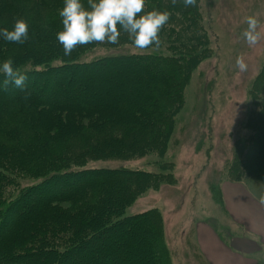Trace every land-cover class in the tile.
<instances>
[{"label": "trees", "instance_id": "1", "mask_svg": "<svg viewBox=\"0 0 264 264\" xmlns=\"http://www.w3.org/2000/svg\"><path fill=\"white\" fill-rule=\"evenodd\" d=\"M83 2L87 7V0ZM182 4L183 0H145V8L138 15L152 9L170 13L159 33V47L82 62L83 56L98 48L132 46L127 33H121L118 44L78 45L65 56L56 39L63 28L59 10L64 0H0V27L12 30L17 20L28 22V39L23 43L0 39V62L11 58L16 68L29 66L31 69L23 71L27 80L35 76L50 81L55 76L49 72L63 67L73 78L86 70L101 72L121 66L117 68L121 72H102L91 78V85L80 86L91 92L97 81L113 79L119 95L113 93L112 100L100 96L103 102L83 104L72 99L59 106L21 92L0 97V264H60L70 258L103 264L97 258L109 261L113 254H104L98 241L109 240L127 225L132 232L119 236L114 243L142 259V264H173L163 240L159 210L127 214L145 191L176 183L173 163L164 161L161 172L83 168L90 162L128 161L150 153L164 157L190 75L211 51L210 39L198 24V10ZM178 24L182 26L179 29ZM56 60L61 63L53 65ZM142 85V96H137L135 92ZM116 96L120 99L114 102ZM249 96L252 102L247 133L241 135V143L237 140L233 166L228 171L231 178L227 180L235 182L243 176L264 180V63L249 88ZM42 115L51 119L46 122ZM22 180H39L40 185L26 186ZM57 183L69 191L64 196L48 195L34 214L15 223L26 197ZM210 189L217 202L224 205L220 186L212 184ZM11 222L14 226L8 228ZM143 229L147 230L144 235ZM95 250L91 260H81ZM131 264L136 263L131 260Z\"/></svg>", "mask_w": 264, "mask_h": 264}, {"label": "rangeland", "instance_id": "2", "mask_svg": "<svg viewBox=\"0 0 264 264\" xmlns=\"http://www.w3.org/2000/svg\"><path fill=\"white\" fill-rule=\"evenodd\" d=\"M182 5L184 6V4ZM174 6L181 9L178 4H174ZM193 7L200 14L198 24L201 26L200 30L210 39L208 43L211 51L205 59L195 66L190 75L189 83L184 90V104L175 116V128L164 157L159 158L157 157L158 154L150 153L128 161L90 162L83 168H127L161 172V166L165 164L164 161L173 163L172 169L176 183L173 185L160 184L157 190L145 191L134 205L128 208L127 212L128 215H133L141 210L154 208L159 210L162 214L164 228L163 240L165 239L169 250V260L173 264H210L196 234L195 228L201 223L212 227L222 244L227 243L232 248L234 247L233 242L237 238L252 240L254 236L250 227L232 222L226 204L221 205L217 202V199L212 195L210 186L214 184L223 187L221 182L231 178L228 171L229 167L231 169L233 166L234 147L237 140L242 142L241 135L247 133V115L252 102L249 96V88L260 73L264 63V0H196L194 6H188V8ZM253 14L260 21L261 39L256 45L249 46L242 38L241 33L247 27L245 17ZM181 27L179 24L176 26L178 29ZM194 27L196 26L194 25ZM145 52L146 49H138L133 46L111 50L98 48L83 56L81 61L90 62L103 56ZM238 56H243L247 64L246 71L241 72L236 67ZM60 63L59 60H56L53 65ZM17 67L22 73L24 70L31 69L29 66ZM117 68H121V66H112V68H107L101 72L86 70L79 72L73 78H71V72L62 71L52 75L55 77L50 81L44 77L36 78L33 76L30 80L25 81L23 90L12 84L4 86L3 77L0 80V97L7 92L12 94L21 92L24 96L50 100L51 103L59 106H65L72 99L83 104H90L95 100L103 102L100 96L112 100V96L118 94L113 79L108 82L104 80L103 83L97 81L91 92L81 89L80 86L81 84L91 85V78L97 77L102 72L103 74L107 73L105 71L111 70L112 74L121 72ZM106 76L109 77L108 74ZM118 83L120 82L118 81ZM143 90L144 85L140 86L135 94L142 96ZM119 99L120 97L116 96L113 101L117 102ZM41 117L46 122L51 119L48 115ZM22 182L26 186L40 185L39 180H22ZM237 182L242 183L243 188L248 189L254 195L264 192V180L254 176H243ZM58 185V183L48 184V186L41 188L44 189L43 191L37 190L33 196L26 197L24 207L18 208L16 218L14 214L11 216L12 219L15 218V223L20 218L25 219L34 214L42 206V201L48 195L62 196L63 194L64 196L69 191L65 186ZM236 189L232 192L227 191V194L231 202V210L235 216H238L240 208L239 201L236 199L242 190ZM18 191H15L13 196ZM10 224L7 226L8 228L14 226L12 222ZM130 227L127 225L119 228L107 241H98L97 246L101 247L100 250L104 254H113V258L109 261L97 259L103 264L106 262L131 264V260L136 264H142V259L130 252L128 253L120 243H114L119 236L131 233ZM145 231L147 230L143 229L141 233L144 232V235ZM201 237L205 241L209 240L205 234H202ZM138 239L143 241L142 237ZM254 247L256 246L254 245ZM249 248L252 247L249 246ZM111 250L113 252H110ZM252 250L256 253L259 252L258 248ZM97 251L86 253L84 257H81V260L85 257L91 260ZM215 253L218 254V259L225 258V255L219 250L216 249ZM252 256L258 258V262L253 261L254 264H264V253ZM228 261V259L223 260L224 264ZM77 262V258H70L61 260L60 264H89Z\"/></svg>", "mask_w": 264, "mask_h": 264}, {"label": "clouds", "instance_id": "3", "mask_svg": "<svg viewBox=\"0 0 264 264\" xmlns=\"http://www.w3.org/2000/svg\"><path fill=\"white\" fill-rule=\"evenodd\" d=\"M195 3L196 0H183L185 7L194 6ZM144 8L145 0H87V7L83 0H64V6L59 10L63 28L56 33V39L62 45L65 56L70 55L78 45L93 42L118 44L122 32L127 33L134 48L159 47V33L162 26L168 22L170 13L167 10L152 9L138 15ZM245 22L247 27L241 36L249 46L256 45L261 39L260 21L253 14L245 17ZM0 39L23 43L28 39V22L19 19L12 30L0 27ZM13 65L11 58L0 62V74L4 77L2 83L4 86L12 84L23 90L27 76ZM236 67L241 72L246 71L247 64L243 56L237 57ZM257 199L258 203L264 206V192H261Z\"/></svg>", "mask_w": 264, "mask_h": 264}, {"label": "crops", "instance_id": "4", "mask_svg": "<svg viewBox=\"0 0 264 264\" xmlns=\"http://www.w3.org/2000/svg\"><path fill=\"white\" fill-rule=\"evenodd\" d=\"M221 183V185H224L223 187L220 186L224 205L226 204L228 213L232 217V222H237L238 225L241 223L250 227V231L254 235L253 239L241 240L237 238L233 242L234 247L232 248L227 243L222 244L212 227L208 224L201 223L195 228L198 241L210 264H224L223 260L225 259L229 260L226 264H254L253 261L258 262V258L252 255L264 253V206L258 203V195H254L248 189H244L242 183L230 180H225ZM236 188L242 190V193L239 195L240 197L238 196L236 199V201H239L240 208L238 216L233 214L231 202L227 194V191H236ZM202 234H205L209 240H203L201 237ZM249 246L252 248H249ZM254 248H258L259 252H254L252 250ZM216 249L225 255L224 259H218V254L215 253Z\"/></svg>", "mask_w": 264, "mask_h": 264}, {"label": "bare ground", "instance_id": "5", "mask_svg": "<svg viewBox=\"0 0 264 264\" xmlns=\"http://www.w3.org/2000/svg\"><path fill=\"white\" fill-rule=\"evenodd\" d=\"M63 70H65L64 67L61 68V69H59V70L50 71L49 74H50V76H52V75H55L56 72H60V71H63ZM2 78H3V77H0V80H1ZM23 202H24V200L21 202V204H23Z\"/></svg>", "mask_w": 264, "mask_h": 264}]
</instances>
